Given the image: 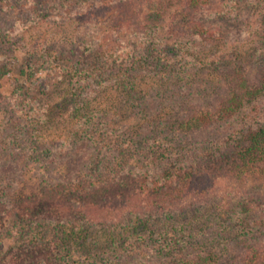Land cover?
I'll list each match as a JSON object with an SVG mask.
<instances>
[{
  "label": "trees",
  "instance_id": "16d2710c",
  "mask_svg": "<svg viewBox=\"0 0 264 264\" xmlns=\"http://www.w3.org/2000/svg\"><path fill=\"white\" fill-rule=\"evenodd\" d=\"M210 1L174 2L177 6L169 36L215 42L216 30L199 22ZM164 5L167 4L146 17V24L140 26L144 33L158 32ZM131 9L125 5L116 11L122 25L130 22ZM6 37L0 34V42ZM157 39H152L153 44L146 48L152 55H144L139 62L149 59L159 79L164 74L168 80L185 82L208 69L219 79L221 89L213 79L207 80V88L214 90L212 99L175 103L166 134L150 140L130 136L120 142L121 148L110 159L103 155L106 160L95 170L68 176L67 181L66 176L62 177L57 184L49 183L29 197L18 198L17 204L5 207L0 203V220L7 218L9 226L4 240L13 255L17 250V259L28 255L25 260L30 257L38 264H72L75 262L70 255H66L67 259L62 253L82 246L89 255L87 264H95L92 252L97 250L100 234L108 252L118 254L127 251L134 241L157 239L161 255L168 259L163 264H220L217 252L210 248L218 233L225 232L232 223L239 248L230 264H264V240L256 238L264 233V66L252 69L234 64L217 69L208 58L198 61L201 55L197 48L188 46L183 50L180 44H155ZM31 57L21 71L27 80L40 71L57 68L58 57L48 50H31ZM103 61L90 69L62 70L70 84V110L79 127L75 139L80 143L73 151L78 158L73 168L76 173L88 161L92 163L90 157L96 158L93 151L82 153L96 137L95 121L108 119L92 107L88 97L78 93L79 77L114 75L115 81H125L105 54ZM131 66L135 69L136 62ZM6 73L8 70L1 64L0 77ZM194 135L197 139L189 141ZM130 157L133 164H129ZM2 187L0 183V190ZM214 192L221 196L218 206L225 207L226 221L208 213L193 215L186 221L174 219L173 211L185 212L192 201L201 202ZM52 195L56 202L47 200ZM213 218L214 228L202 232L201 226ZM89 224L95 226L93 237L88 234ZM115 261L111 259L110 264Z\"/></svg>",
  "mask_w": 264,
  "mask_h": 264
},
{
  "label": "rangeland",
  "instance_id": "374dc122",
  "mask_svg": "<svg viewBox=\"0 0 264 264\" xmlns=\"http://www.w3.org/2000/svg\"><path fill=\"white\" fill-rule=\"evenodd\" d=\"M176 1L0 0V34L7 36L0 42V65L8 70L0 77V183L4 186L0 190V203L5 207L17 204L18 198L29 197L49 183L57 184L62 177L66 176L67 181L75 174L95 170L105 158L110 159L111 154L118 153L120 142L130 136L150 140L152 136L166 134L175 103L212 99L214 90L207 88V80L213 79V84L220 85L221 89L219 79L208 69H202L185 82L168 80L164 74L159 79L149 59L139 62L147 54L146 48L153 44L152 39L158 38L155 44H180L183 50L188 46L197 48L201 55L197 60L208 58L209 62L216 63L217 69L234 64H245L252 69L264 66V0H211L200 14L199 22L216 30L215 42L169 36ZM163 3L167 5L163 6L164 18L159 21L158 32L144 33L140 26L146 24V17ZM125 5L132 7L127 16L131 19L122 25L116 11ZM39 48L58 57L57 68L40 71L27 80L21 71L32 60L31 50ZM104 54L125 81H115L114 75L86 73L79 77L78 93L88 97L92 107L105 113L108 119L95 121L96 137H92L90 147L82 149V153L93 151L96 158L90 157L92 163L88 161L81 172L76 173L73 168L78 158L73 151L80 143L75 139L79 127L70 110V84L62 70L78 71L102 65ZM147 55H152L150 50ZM132 62H136L135 69H132ZM194 136L188 140L195 141L198 136ZM133 163L130 157L129 164ZM217 193L201 202L192 201L185 212L173 211L174 219L186 221L193 215L208 213L226 221L228 214L225 207L218 206L221 196ZM47 200L56 202L57 198L52 195ZM213 220L201 226L202 232L208 233V229L214 228ZM8 227L4 217L0 220V264H38L30 257L25 260L28 255L17 259V250L14 255L9 251L10 245L4 240ZM233 228L231 223L225 232L219 230V239L210 248L217 252L220 264H230L238 253V239ZM95 232V226L89 224L90 237ZM260 233L256 238L264 240V233ZM98 236L97 250L92 252L95 264H110L111 259H116L115 264H163L168 260L161 255L157 239H147V243L134 241L127 251L116 254L108 252L105 239ZM62 255L65 258L70 255L75 262L72 264L90 261L82 246L71 253L64 251Z\"/></svg>",
  "mask_w": 264,
  "mask_h": 264
}]
</instances>
